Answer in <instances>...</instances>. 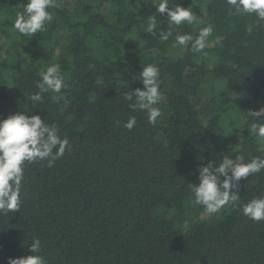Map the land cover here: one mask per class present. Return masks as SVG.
Segmentation results:
<instances>
[{"label": "trees", "instance_id": "16d2710c", "mask_svg": "<svg viewBox=\"0 0 264 264\" xmlns=\"http://www.w3.org/2000/svg\"><path fill=\"white\" fill-rule=\"evenodd\" d=\"M25 2L0 0V119L39 113L72 150L51 168L26 165L20 211L0 214V264L31 254L34 236L49 264H264V221L240 212L264 195V172L242 178L240 200L214 216L188 203L201 164L264 156L246 120L264 107V22L229 14L226 0H169L213 25L206 54H197L145 32L156 0H55L53 22L34 37L13 29ZM168 27L165 13L157 28ZM172 29L197 34L195 24ZM54 63L66 87L34 107L27 97ZM149 63L160 70L155 125L123 98L143 86ZM130 116L131 131L115 124ZM227 129L239 135L229 143L219 136Z\"/></svg>", "mask_w": 264, "mask_h": 264}, {"label": "clouds", "instance_id": "9594fccd", "mask_svg": "<svg viewBox=\"0 0 264 264\" xmlns=\"http://www.w3.org/2000/svg\"><path fill=\"white\" fill-rule=\"evenodd\" d=\"M152 5L157 15L149 19L146 33L158 36L161 41L173 37V49H185L190 45L193 53H205L209 39L213 37L212 24L201 27L195 11L180 3L170 7L169 0H156ZM226 5L231 15L252 16L257 23L264 22V0H226ZM55 7V0H26L23 10L16 15L13 29L28 37L47 31V26L54 20L51 9ZM165 13L169 22L167 31L157 28L158 17ZM193 24L197 26L195 36L181 31L173 33V25L180 27ZM248 31L251 32V29ZM213 42L220 45L222 38L215 36ZM159 76L160 70L156 65L146 64L139 73L143 86L123 93L124 100L129 102V108L146 113L148 123L153 125L161 116L158 106L162 97ZM35 87L38 90L27 97L34 107H40L44 103L45 93L61 94L66 84L60 65L51 64L40 72ZM58 98L59 95L50 96L53 101ZM247 118L253 121L250 132L259 140H264V107L248 111L246 120ZM115 124L131 131L137 125V119L130 116L126 121H115ZM71 150L69 138L61 136L59 125L54 121L49 123L39 113L25 110L0 119V214L20 211L25 167L28 163L46 162V166L51 168ZM261 172H264V156H253L246 160L243 155H236L234 158L226 155L219 160L209 161L206 165L201 164L198 168L199 182L190 184L188 203L193 207L200 206L210 217L214 216L221 209L240 200L238 186L242 178ZM240 212L254 222L264 221V195L254 196L241 204ZM41 249V240L34 236L27 244V251L31 254L9 257L7 264H49Z\"/></svg>", "mask_w": 264, "mask_h": 264}, {"label": "rangeland", "instance_id": "374dc122", "mask_svg": "<svg viewBox=\"0 0 264 264\" xmlns=\"http://www.w3.org/2000/svg\"><path fill=\"white\" fill-rule=\"evenodd\" d=\"M6 41H7V39H6ZM213 114V112H209L201 121L202 122H205L206 120H208V118L211 116ZM231 129V128H230ZM230 129H227V130H222L221 131V133L219 134V136H220V139H221V141H223V142H227V143H229L230 142V139H231V137H232V139L233 138H235V137H238L239 135L238 134H231L230 132H229V130ZM222 210V209H221ZM209 215L207 214V213H204V214H202V216H201V218H206V217H208Z\"/></svg>", "mask_w": 264, "mask_h": 264}]
</instances>
